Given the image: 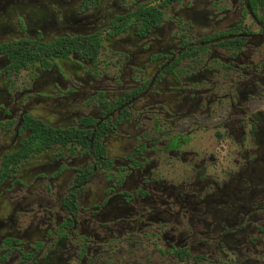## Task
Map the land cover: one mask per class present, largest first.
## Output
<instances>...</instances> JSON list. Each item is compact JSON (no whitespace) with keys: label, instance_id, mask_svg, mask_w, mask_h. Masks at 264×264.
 Returning a JSON list of instances; mask_svg holds the SVG:
<instances>
[{"label":"flooded vegetation","instance_id":"flooded-vegetation-1","mask_svg":"<svg viewBox=\"0 0 264 264\" xmlns=\"http://www.w3.org/2000/svg\"><path fill=\"white\" fill-rule=\"evenodd\" d=\"M264 264V0H0V264Z\"/></svg>","mask_w":264,"mask_h":264},{"label":"rangeland","instance_id":"rangeland-1","mask_svg":"<svg viewBox=\"0 0 264 264\" xmlns=\"http://www.w3.org/2000/svg\"><path fill=\"white\" fill-rule=\"evenodd\" d=\"M169 264H175V263H169ZM180 264H193L191 261H186V262H184V263H180Z\"/></svg>","mask_w":264,"mask_h":264}]
</instances>
